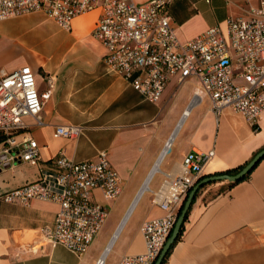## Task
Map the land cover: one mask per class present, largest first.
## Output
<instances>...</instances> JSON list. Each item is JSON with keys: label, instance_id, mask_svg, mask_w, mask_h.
I'll return each mask as SVG.
<instances>
[{"label": "crops", "instance_id": "0c3cea01", "mask_svg": "<svg viewBox=\"0 0 264 264\" xmlns=\"http://www.w3.org/2000/svg\"><path fill=\"white\" fill-rule=\"evenodd\" d=\"M243 6V0H172L168 12L178 38L188 41L214 26L226 32L227 18L240 15ZM99 14L96 9L78 15L71 29L60 27L45 12L0 22V73L28 65L36 73L40 92L47 89V76L56 75L42 113L45 125L25 119L40 147L38 163L18 160L0 170V264H98L102 259L103 264H118L125 254H142V223L164 214L154 204L153 193L167 173L180 170L187 154L214 151L203 170L204 176H211L248 163L264 148V111L255 131L241 113L229 108L215 113L207 96L192 103L199 85L196 78L180 83L176 75L161 98L150 101L111 71L107 48L94 36ZM62 124L86 129L75 139L54 137V127ZM100 151H107L124 191L133 185L124 215L159 164L133 212L139 213L133 221L132 215L105 258L119 225L112 227L107 221L80 256L61 245L52 248L42 237L41 227L56 219L57 204L33 200L22 205L2 198L52 170V160L61 152L80 162L96 158ZM93 200L109 205L100 189L93 191ZM184 224L166 264H264V158L243 181L232 184L226 178L202 185Z\"/></svg>", "mask_w": 264, "mask_h": 264}, {"label": "built area", "instance_id": "2783aa9c", "mask_svg": "<svg viewBox=\"0 0 264 264\" xmlns=\"http://www.w3.org/2000/svg\"><path fill=\"white\" fill-rule=\"evenodd\" d=\"M171 2L0 0V22L45 12L60 27L71 29L75 17L98 9L94 36L107 48L109 69L146 99L158 101L167 82L176 75L180 83L196 78L199 85L192 103L207 96L215 113L232 109L259 130L264 111V0H243L242 13L227 18L226 32L214 26L188 41H181L172 26L168 12ZM237 79L245 84H237ZM55 85L56 75H48L47 89L40 92L36 73L28 65L0 73V170L18 160L38 163L40 147L25 119L31 117L34 125H45L42 113ZM85 129L79 124L56 125L53 136L75 139ZM213 155L214 151L190 152L178 172L166 174L153 193L154 204L164 214L141 225L145 252L125 254L118 264H155L172 234L180 206ZM52 166V170L43 171L36 180L6 192L2 198L22 205L33 200L57 204L54 223L41 227L44 241L52 248L61 245L84 255L110 216L109 205L94 201L93 191L100 189L105 200L116 201L124 192L123 179L107 151L80 162L61 152L53 158Z\"/></svg>", "mask_w": 264, "mask_h": 264}, {"label": "water", "instance_id": "95a60500", "mask_svg": "<svg viewBox=\"0 0 264 264\" xmlns=\"http://www.w3.org/2000/svg\"><path fill=\"white\" fill-rule=\"evenodd\" d=\"M173 140V137L171 138V141L169 142L168 147L170 146L171 142ZM264 158V148L262 150H260L237 174L235 175H211V176H205L203 179H199L196 184L192 187V189L189 191L188 195L186 196L183 204L180 206L179 209V216L178 219L176 221V224L174 226V229L172 231V234L170 235V237L168 238L167 242L165 243L159 257L157 258L155 264H162L164 258L166 257L167 253L169 252L170 248L173 246V244L175 243V241L177 240L179 233L181 231V227L183 225V223L186 220V215L193 203L194 197L198 191V189L205 183L208 182H212V181H217V180H223V179H229L232 182H237L242 180L243 178L246 177V175H248L256 166L257 164ZM162 160V158H160V161ZM154 174V170L151 172V175L149 176L148 180H151L152 176ZM143 193V192H142ZM142 193L139 195L134 207L136 206L137 202L139 201ZM122 230V229H121ZM121 232V231H120ZM119 232V233H120ZM118 233V235H119ZM117 235V237H118ZM115 237V235H114ZM113 237V239H114ZM116 237V238H117ZM115 238V240H116ZM112 239V241H113ZM115 240L111 241L109 247L114 244ZM109 247L104 255V258L107 254V252L109 251Z\"/></svg>", "mask_w": 264, "mask_h": 264}, {"label": "rangeland", "instance_id": "374dc122", "mask_svg": "<svg viewBox=\"0 0 264 264\" xmlns=\"http://www.w3.org/2000/svg\"><path fill=\"white\" fill-rule=\"evenodd\" d=\"M237 84H245L244 80L237 79L236 80ZM2 137L0 136V139ZM133 185L128 184L125 191L123 192L122 196L116 200L109 202V207H110V216L108 219V225H112V227H115L118 225L120 219L123 217L124 212L128 208L132 198H133ZM139 209L136 210L135 216H133V219L136 217V215L139 213Z\"/></svg>", "mask_w": 264, "mask_h": 264}, {"label": "bare ground", "instance_id": "6f19581e", "mask_svg": "<svg viewBox=\"0 0 264 264\" xmlns=\"http://www.w3.org/2000/svg\"><path fill=\"white\" fill-rule=\"evenodd\" d=\"M159 171V164L156 166V168L154 169V174L157 173ZM150 181L151 180H148L144 186L142 187V189L140 190V192L138 193V195L136 196L134 202L132 203L131 207L129 208V210L127 211V213L121 218L120 222H119V227H118V230H117V233L115 234V237L113 239V241L115 240V238L117 237L118 233L120 231H122L121 229H123L125 227V225L127 224V222L130 220V218L132 217L133 215V212L135 211V208L137 207L140 199L142 198V196L144 195V193H146L148 190H149V186H150ZM143 192V193H142ZM142 193L139 201L137 202L136 206L134 207L139 195ZM112 241V243H113ZM111 249V246L109 247V250ZM104 263V259L101 260V264Z\"/></svg>", "mask_w": 264, "mask_h": 264}, {"label": "trees", "instance_id": "16d2710c", "mask_svg": "<svg viewBox=\"0 0 264 264\" xmlns=\"http://www.w3.org/2000/svg\"><path fill=\"white\" fill-rule=\"evenodd\" d=\"M1 139H2V138H1ZM1 139H0V141H1ZM246 164H247V163H245V164H243V165H240V166H238V167H235V168H231V169H228V170H225V171H221V172L215 173L214 175H235V174H237V173H238V172H239V171H240V170H241ZM251 172H252V171H251ZM251 172H250L248 175H246V177L243 178V179L240 180V181H243V180L247 179V178L250 176ZM204 177H205V176L202 175L200 179H203ZM240 181L232 182V184H236V183H238V182H240ZM205 184H206V183H205ZM205 184H203V186H204ZM187 217H188V213H187V215H186V219H187ZM185 221H186V220H185ZM184 223H185V222H184ZM184 223H183V225H182V227H181V231H180L179 236H178L177 240L175 241V243H176L177 241L180 240V238H181V236H182V234H183V232H184V229H185V224H184ZM175 243H174L173 246L170 248V250H169V252L167 253L166 257L164 258L162 264H166L167 259H168V256H169V254L171 253V251H172V249H173Z\"/></svg>", "mask_w": 264, "mask_h": 264}]
</instances>
